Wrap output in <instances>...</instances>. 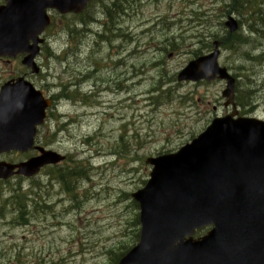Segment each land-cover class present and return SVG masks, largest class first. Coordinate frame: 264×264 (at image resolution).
I'll return each mask as SVG.
<instances>
[{
    "label": "rangeland",
    "instance_id": "rangeland-1",
    "mask_svg": "<svg viewBox=\"0 0 264 264\" xmlns=\"http://www.w3.org/2000/svg\"><path fill=\"white\" fill-rule=\"evenodd\" d=\"M231 5V0H96L82 16L52 12L55 23L39 59L42 73L27 77L47 96L64 87L72 92L76 78H85L83 92L94 89L88 105L76 107L72 126L66 124L74 107L66 101L58 108L65 119H57L54 109L40 129L42 145L69 157L58 169L81 174L69 181L71 192L51 169L29 180L0 181V264H115L137 244L139 210L131 194L148 179L145 160L180 148L216 113L226 112L225 84L197 86L176 77L196 51L207 52L213 36L224 35ZM231 14L242 21L243 34L252 35L249 27L257 26L260 37L233 44L236 51H223L221 64L238 76L239 98L250 107L259 103L264 118V21L259 26ZM62 50L59 57L50 54ZM252 52L262 53L255 58ZM28 73L20 59H0V88ZM87 134H94L93 143H84ZM23 159L14 154L0 161Z\"/></svg>",
    "mask_w": 264,
    "mask_h": 264
},
{
    "label": "water",
    "instance_id": "water-1",
    "mask_svg": "<svg viewBox=\"0 0 264 264\" xmlns=\"http://www.w3.org/2000/svg\"><path fill=\"white\" fill-rule=\"evenodd\" d=\"M90 1L6 0L0 7V57L27 55L23 65L38 73L34 60L43 43L40 36L50 25L47 10L80 14ZM217 56L202 60L211 58L210 68L196 74L187 71L183 77L211 81L219 76L228 80L223 95L233 103L234 81L225 70L217 69ZM49 105L23 78L2 88L0 155L27 153L33 148L37 127L43 123ZM223 125L215 122L205 137L176 155L150 160L155 166L151 180L133 195L141 208V241L121 264H263L257 262L256 251L251 255L257 245L249 252L245 247L254 243L250 234L263 233L264 229V125L231 119ZM38 150L41 156L20 165L1 163L0 179L13 175L30 178L43 167L63 161L57 154ZM232 173L233 184L228 181ZM224 185V190L238 192L240 199L235 211L221 215L217 209L220 195L226 194ZM210 223L219 229L199 241L186 240L195 229ZM230 244L243 249L227 262V253H232Z\"/></svg>",
    "mask_w": 264,
    "mask_h": 264
},
{
    "label": "trees",
    "instance_id": "trees-1",
    "mask_svg": "<svg viewBox=\"0 0 264 264\" xmlns=\"http://www.w3.org/2000/svg\"><path fill=\"white\" fill-rule=\"evenodd\" d=\"M245 2H248V3H250V2L262 3L263 2L261 4V7L263 9L260 12H258L257 14H255L254 16H252V17L250 15L244 16L243 11H242L243 7H237V9H234L233 11H235L237 14H239L243 18L249 19V20H247L249 22H253V21H256L257 19H261V20H258V23H260L259 26H262L261 22L264 21V18H262L264 16V0H249V1H245ZM249 28H250V33L251 34H255L254 32H257L255 27H249ZM230 42H234L233 44H241V41H240L239 37H233L230 40ZM240 99L245 103L246 100L242 99V97ZM242 105H244V104H242ZM75 174H76V171L67 170L66 172H64L62 174L61 179L62 180H66L67 178L74 177Z\"/></svg>",
    "mask_w": 264,
    "mask_h": 264
},
{
    "label": "bare ground",
    "instance_id": "bare-ground-1",
    "mask_svg": "<svg viewBox=\"0 0 264 264\" xmlns=\"http://www.w3.org/2000/svg\"><path fill=\"white\" fill-rule=\"evenodd\" d=\"M113 1V0H112ZM123 7H125V6H123ZM232 13H234V14H236V15H238L239 17H241L239 14H237L235 11H232ZM233 16V15H232ZM233 18L237 21L236 23L241 27V22L242 21H239L238 19H236L234 16H233ZM241 18H243V17H241ZM249 20V19H248ZM254 22H257L258 23V20H256V21H254ZM102 27V26H101ZM253 27H257V26H253ZM103 29V28H102ZM242 29V28H241ZM101 30V29H100ZM98 36H101V33L100 32H98V34H97ZM105 35V34H104ZM101 37H103V36H101ZM233 37H231V38H228V40L230 41L231 39H232ZM255 59V58H254ZM83 81L85 80V78H83L82 79ZM132 84V83H131ZM132 85H135L134 83L132 84ZM78 178H82V177H78Z\"/></svg>",
    "mask_w": 264,
    "mask_h": 264
}]
</instances>
